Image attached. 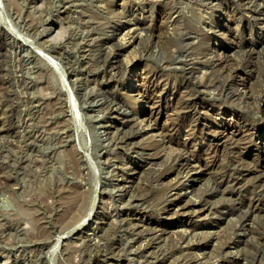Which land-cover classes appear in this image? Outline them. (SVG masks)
<instances>
[{
    "label": "rangeland",
    "instance_id": "374dc122",
    "mask_svg": "<svg viewBox=\"0 0 264 264\" xmlns=\"http://www.w3.org/2000/svg\"><path fill=\"white\" fill-rule=\"evenodd\" d=\"M252 3L0 0V24L20 40L0 38V264H264V175L259 176L264 171V21L250 17L253 10L264 12V0ZM195 46L200 56L213 51L210 55L226 59L219 77L231 79L230 88L245 95L230 98L223 91L222 97L208 99L216 91L210 86L201 98H190L178 81V67L196 66L194 75L203 79L211 74L208 65L190 59ZM116 58H129L123 74L109 62ZM244 103L258 110V118L242 110ZM124 110L137 114L122 124ZM140 120L155 126L150 132H159L156 140L150 132L126 139ZM141 146L166 154L159 159L164 162L144 163L136 152ZM185 150L192 155L189 167L175 166L161 176L152 172L158 163L168 168L181 162L176 155ZM231 155L251 170L247 177L231 175L240 182H227L219 189L224 195L213 193L214 173ZM207 158L213 162L197 180L182 176ZM252 178L257 180L253 189L247 183ZM179 181L185 187L179 202L197 198L187 210L178 211L179 202L166 205L178 196ZM205 186L213 187L210 195ZM70 190L83 193L78 221L60 207V194ZM253 191L261 194L256 193L258 199ZM240 194L243 199L234 206Z\"/></svg>",
    "mask_w": 264,
    "mask_h": 264
},
{
    "label": "bare ground",
    "instance_id": "6f19581e",
    "mask_svg": "<svg viewBox=\"0 0 264 264\" xmlns=\"http://www.w3.org/2000/svg\"><path fill=\"white\" fill-rule=\"evenodd\" d=\"M200 1V0H199ZM207 1V0H206ZM236 1V0H235ZM253 1H255V0H237V4L239 5V4H242L243 6H244V3L245 2H247V4L248 5H250V3H252ZM257 1V0H256ZM262 1V0H261ZM197 3H199V2H197ZM202 3H203V1H202ZM208 3V2H207ZM213 3V2H212ZM260 3V2H259ZM214 4V3H213ZM253 4V3H252ZM261 4V3H260ZM208 5V4H207ZM241 5V6H242ZM233 6V5H232ZM246 7H248L247 5H246ZM249 8H250V6H249ZM261 9V8H260ZM253 10V9H252ZM258 10V9H257ZM257 10H253V11H251L250 12V17H251V19H255V18H258V19H260L261 21H264V12L263 13H260V12H258ZM241 11V10H240ZM246 11H248V10H246ZM238 12V11H237ZM248 13V12H247ZM246 13V14H247ZM249 16V15H248ZM177 19H180V18H177ZM176 19V20H177ZM208 21V20H207ZM251 21V20H250ZM255 21V20H254ZM177 22V21H176ZM210 22V21H209ZM253 22V21H252ZM259 22V21H258ZM256 23V22H255ZM262 24V23H261ZM117 25V24H116ZM259 25V24H258ZM262 28V27H261ZM132 31V30H131ZM135 33V32H134ZM137 33V32H136ZM135 33V34H136ZM191 33V32H190ZM198 33V32H197ZM125 34H127V33H125ZM138 35V34H137ZM192 35V34H191ZM194 35V34H193ZM192 35V36H193ZM196 35V34H195ZM132 38H136L135 37V35L132 33L131 35H130ZM13 38L12 40H16V41H20L19 40V38H15L14 37V35L12 36L11 34H10V32H8L7 31V29H5V27H3L1 24H0V38H6V40H7V38ZM140 37V36H139ZM208 37V36H207ZM8 38V39H9ZM166 38V37H165ZM192 38V37H191ZM210 38V37H209ZM225 38V37H224ZM131 39V38H130ZM164 39V38H163ZM180 39V38H179ZM185 39V38H184ZM194 39H196V38H194ZM5 40V41H6ZM133 40V39H132ZM132 40H129V41H132ZM160 40V39H159ZM167 40V39H166ZM182 40V39H181ZM180 40V41H181ZM191 40V39H190ZM261 40L263 41L264 40V36H263V38H261ZM158 41V40H157ZM160 41H163L162 40V38H161V40ZM210 41V40H209ZM120 42V41H119ZM122 42V41H121ZM120 42V43H121ZM159 42V41H158ZM187 42V41H186ZM191 42V41H190ZM207 42V41H206ZM118 43V42H117ZM119 43V44H120ZM140 43H141V41H139V45H140ZM157 43V42H156ZM165 43V42H164ZM184 43V42H183ZM187 43H189V42H187ZM204 43H205V41H204ZM138 44V43H137ZM162 44H163V42H162ZM182 44V43H181ZM190 44V43H189ZM229 45V44H228ZM117 46H118V44H117ZM120 46V45H119ZM138 46V45H137ZM149 46H151V45H149ZM188 46V45H187ZM208 46V45H207ZM140 47V46H139ZM117 48V47H116ZM138 48V47H137ZM148 48V47H147ZM161 48H164V46L163 47H161ZM179 48V47H178ZM177 48V49H178ZM176 49V50H177ZM162 50V49H161ZM250 50H252V49H250ZM254 50H256L255 48L253 49V53H254ZM114 51H116V50H114ZM178 51H180V50H178ZM183 51V50H182ZM262 51H264L263 49H262ZM147 52H148V49H147ZM177 52V51H176ZM202 52H204V50L202 51ZM206 52V51H205ZM215 52V51H214ZM219 52V51H218ZM245 52V51H244ZM256 52V51H255ZM258 52V51H257ZM113 52H111V54H112ZM153 53H154V51H153ZM210 53H213V51H209L208 52V54L207 55H202V56H200V52H199V50H197V47L195 46V51L193 52H191V54H190V59H192V60H194L195 62L196 61H199V62H201V64L203 63V64H205V65H208L209 67L208 68H210L211 70V74L210 75H208L206 78H199V76L198 75H194V73H195V69H196V66H188V67H184V66H177L178 67V69L177 70H179L180 71V79H178V81L181 83V84H183L184 85V87L186 86V90H184V91H186V94L188 95V96H190V98L192 97V98H201L200 97V94L201 93H203L204 92V88L206 89V87H210V86H212V87H214V89H216V91H215V93H214V91H213V93H211V94H209V98L208 97H206V98H208V99H212V98H215V97H222L221 95L223 94V91H227V95L229 94V97L231 98L232 96H236V97H238V98H240L241 97V95H243L244 93V91L242 92L241 90H239L238 88H236V87H232V88H230L232 85H231V79H228L227 77H224V79H221L220 77H219V74H222V73H220V69H222V68H225L224 67V64L223 63H226L225 62V60H224V62L222 61V59L223 58H221L220 60H219V58H216L215 57V55L216 54H213V55H210ZM217 53V52H216ZM246 53V52H245ZM35 54L37 55V53L35 52ZM150 54H152V53H150ZM172 54V53H171ZM222 54V53H221ZM242 54V53H241ZM244 54V53H243ZM242 54V55H243ZM261 54V53H260ZM263 54V53H262ZM113 55V54H112ZM173 55V54H172ZM179 55H180V53H179ZM178 55V56H179ZM185 55V54H184ZM257 55V54H256ZM259 55V54H258ZM257 55V56H258ZM37 56H39V55H37ZM177 56V57H178ZM182 56V55H181ZM218 56V55H217ZM224 55H222V57H223ZM245 56V55H244ZM251 56V55H250ZM113 57H117V55H113ZM173 57V56H172ZM220 57V56H219ZM180 58V57H179ZM182 58V57H181ZM183 58H184V56H183ZM186 58V57H185ZM184 58V59H185ZM120 59H122V58H120ZM119 58H116L115 60L113 59L112 61L110 60L109 62L113 65V67H115V68H117V71H121V73L123 74V72L124 71H126V69H127V65H125L123 62H127L128 60H129V58L128 59H126L125 58V60H127V61H124V59L123 60H120ZM175 59V58H174ZM178 59V58H177ZM189 59V58H188ZM235 59H237V58H235ZM242 59V58H241ZM257 59V58H256ZM167 60V59H166ZM173 60V59H172ZM187 60V59H186ZM104 61H106V58L104 59ZM170 61V60H169ZM174 61V60H173ZM181 61V60H180ZM239 61V60H238ZM242 61H243V59H242ZM256 61V60H255ZM73 62V61H72ZM187 62H189V61H187ZM186 62V63H187ZM191 62V61H190ZM229 62V61H228ZM231 62V61H230ZM234 62V61H233ZM106 63V62H105ZM128 63H130V62H128ZM197 63V62H196ZM239 63V62H238ZM254 63V62H253ZM252 63V64H253ZM260 63H261V61H260ZM127 64V63H126ZM172 64H174L173 62H172ZM176 64V63H175ZM178 64V63H177ZM185 64V63H184ZM194 64V63H193ZM200 64V63H199ZM232 64V63H231ZM245 64H246V66H249L250 65V63L248 62V63H246L245 62ZM251 64V65H252ZM257 64V63H256ZM166 65V64H165ZM168 65V64H167ZM167 65H166V67H167ZM183 65V64H182ZM220 65H223L222 66V68H221V66ZM239 65H241V64H239ZM255 65V64H254ZM74 66V65H73ZM169 66V65H168ZM174 66V65H173ZM173 66H169V67H172L173 68ZM202 66V65H201ZM227 66V65H226ZM229 66H232V65H230L229 64ZM234 66V65H233ZM242 66V65H241ZM260 66V65H259ZM175 67H176V65H175ZM200 67V66H199ZM228 67V66H227ZM235 67V66H234ZM243 67V66H242ZM244 67H245V65H244ZM207 68V69H208ZM232 68V67H231ZM168 69H170V68H168ZM198 69V68H197ZM200 69H202V68H200ZM229 69V68H228ZM227 69V70H228ZM236 69V71H239V70H237L238 68H235ZM116 70V69H115ZM226 70V71H227ZM230 70V69H229ZM245 70V69H244ZM112 71V70H111ZM171 71H173V70H171ZM176 71V70H175ZM231 71V70H230ZM235 71V70H234ZM235 71V72H236ZM115 72V71H114ZM215 72L218 74H215ZM229 72V71H228ZM227 72V73H228ZM263 72V71H262ZM118 73H120V72H118ZM120 73V74H121ZM224 73V72H223ZM112 74H113V72H112ZM116 74V73H115ZM233 74H235V73H233ZM260 74H261V72H260ZM136 75V74H135ZM134 75V76H135ZM237 75V74H236ZM147 76V75H146ZM149 76V75H148ZM186 76V77H185ZM221 76V75H220ZM223 76V75H222ZM231 76V75H230ZM239 77V76H238ZM74 78V77H73ZM79 78V77H78ZM225 78H227V80H225ZM232 78V77H231ZM203 79V80H202ZM220 79V80H219ZM263 79V78H262ZM233 80V79H232ZM264 80V79H263ZM175 81V80H174ZM225 81H227V82H225ZM172 82V81H171ZM262 82V81H261ZM146 83V82H145ZM179 83V84H180ZM264 83V82H263ZM245 84V83H244ZM247 84V83H246ZM126 85H127V83H126ZM129 85V84H128ZM175 85V84H174ZM59 86H60V84H59ZM241 86V85H240ZM246 86V85H245ZM249 87V86H248ZM60 88H62V87H60ZM64 91H65V89H63ZM209 90V89H208ZM243 90V89H242ZM260 90H263V89H260ZM61 91V90H60ZM62 92V91H61ZM212 92V91H211ZM245 92H247V91H245ZM147 93V92H146ZM206 93V92H205ZM182 94V93H181ZM208 94V93H207ZM225 94V95H226ZM255 94V93H254ZM258 94V93H257ZM245 95V94H244ZM250 95H252V94H250ZM137 96H138V94H137ZM135 97V96H133L134 97V99H139V97ZM139 96H142V97H145V93H141ZM194 96V97H193ZM224 96V95H223ZM259 96V95H258ZM261 96V95H260ZM115 97V96H114ZM132 97V98H133ZM180 97L182 98V96L180 95ZM249 97V96H248ZM257 97V96H256ZM189 98V97H188ZM217 98V99H218ZM253 98H254V95H253ZM258 98V97H257ZM263 98V97H262ZM261 98V99H262ZM60 99V98H59ZM149 99V98H148ZM183 99V98H182ZM227 99V98H226ZM180 100V99H179ZM222 100V99H221ZM228 100H229V98H228ZM242 100V99H241ZM245 100V99H244ZM256 100V99H255ZM115 101V100H114ZM113 101V102H114ZM188 101V100H187ZM225 101V100H224ZM237 101V100H236ZM246 101V100H245ZM64 102H65V106L67 107V109H64V110H70L69 109V105H67V103H66V101H65V99H64ZM125 102V101H124ZM124 102H122V106H124L125 104H124ZM179 102V101H178ZM182 102V101H181ZM217 102V101H216ZM231 102V101H230ZM248 102H249V100H248ZM260 102H262V101H260ZM237 103H238V101H237ZM247 103V102H246ZM120 104V103H119ZM187 104V103H186ZM189 104V103H188ZM223 104V103H222ZM229 104V103H228ZM257 104H259V103H257ZM116 105V104H115ZM114 105V106H115ZM117 105H118V102H117ZM191 105H193V104H191ZM119 106V105H118ZM117 106V107H118ZM133 106V105H132ZM179 106V105H178ZM184 106H187V105H184ZM261 106V105H260ZM194 107H196V106H194ZM234 107V106H233ZM263 107V106H262ZM262 107H261V109H262ZM125 108V107H124ZM180 108H182L181 106H180ZM184 108H186V107H184ZM260 108V107H259ZM178 109H179V107H178ZM187 109V108H186ZM196 109H198V108H196ZM241 109V108H240ZM121 110V109H120ZM123 110V109H122ZM180 110V109H179ZM185 110V109H184ZM184 110H180V111H184ZM242 110H244L245 112H247V113H249V115L251 114V116L254 118V117H257L258 118V115H257V112H258V110H256L255 108H252L251 106H249V105H246L245 103H244V105L242 106ZM260 110V109H259ZM186 111V110H185ZM201 112V111H200ZM203 112V111H202ZM122 113V112H121ZM123 115L120 117L121 119H119L120 121H121V123L122 124H125V123H128L130 120H133L134 119V116H136L135 114H137V112L135 113H129V112H127V111H123V113H122ZM243 114V113H242ZM258 114H259V112H258ZM179 115V114H178ZM241 115V114H240ZM201 116V115H200ZM244 116H246V115H244ZM260 116V115H259ZM248 117V116H247ZM261 117V116H260ZM252 118V119H253ZM256 118V119H257ZM263 118V117H262ZM261 118V119H262ZM136 119H138V118H136ZM178 119V118H177ZM195 119V118H194ZM227 119V118H226ZM118 120V121H119ZM193 120V119H192ZM232 120V119H231ZM196 121V120H195ZM194 121V122H195ZM235 121V120H234ZM237 121V120H236ZM245 121V120H244ZM254 121V120H253ZM117 122V121H116ZM138 122V121H137ZM176 122V121H175ZM190 122H192V121H190ZM248 122V121H247ZM183 123V122H182ZM250 123H253V122H251L250 121ZM194 124V123H193ZM196 124V123H195ZM208 124V123H207ZM245 124V123H244ZM121 125V124H120ZM238 125V124H237ZM123 127V126H122ZM130 127V126H129ZM154 125H152L151 123H144L142 120H140L136 125H135V127L133 126V127H131V130H130V135L128 134V136H126L125 135V137H126V139H131V138H133L134 137V133H138V134H143V135H145V133H149L152 129H154ZM176 127V126H175ZM174 127V128H175ZM250 127H251V125H250ZM249 127V128H250ZM118 128V127H117ZM128 128V127H127ZM244 128V127H243ZM119 130H120V128H118ZM122 129V128H121ZM190 129H192V128H190ZM128 130V129H127ZM193 130V129H192ZM246 130V129H245ZM219 131V130H218ZM238 131V130H237ZM114 132V131H113ZM119 132V131H118ZM125 132H127V131H125ZM206 132H208V131H206ZM213 132V131H212ZM248 132V131H247ZM128 133V132H127ZM147 133V134H148ZM191 133V132H190ZM215 133V132H214ZM255 134H256V132H254ZM118 134H120V133H118ZM159 134V132L158 131H155V132H150V136L152 137V139H151V141L152 140H156L157 138V135ZM213 134V133H212ZM218 134V133H217ZM258 134V133H257ZM164 135V134H163ZM224 135V134H223ZM227 135V134H226ZM235 135V134H234ZM115 136V135H114ZM119 136V135H118ZM162 136V135H161ZM160 136V137H161ZM215 136V135H214ZM225 136V135H224ZM253 136V135H252ZM148 138H149V136H147ZM146 137V138H147ZM150 137V138H151ZM163 137V136H162ZM165 137V136H164ZM122 138H124V136L122 137ZM238 139H239V137H237ZM165 139V138H164ZM227 139V138H226ZM225 139V140H226ZM242 139V138H241ZM118 139H116V141H117ZM133 140V139H132ZM150 139H148L147 141H149ZM231 140V139H230ZM240 140V139H239ZM245 140H247V139H245ZM120 141H122V140H120ZM129 141V140H128ZM163 141V140H162ZM161 141V143H163ZM224 141V140H223ZM244 141V140H243ZM248 141V140H247ZM137 142V141H136ZM150 142V141H149ZM164 142H166L165 140H164ZM215 142V141H214ZM249 142H250V140H249ZM248 142V143H249ZM127 143V142H126ZM131 143V142H130ZM160 143V142H159ZM211 143V142H210ZM224 143V142H223ZM164 144V143H163ZM224 144H226V143H224ZM130 145V144H129ZM147 145H148V143H147ZM125 146V145H124ZM131 146H132V144H131ZM134 146V145H133ZM149 146V145H148ZM225 146V145H224ZM231 146V145H230ZM233 146V145H232ZM241 146V145H240ZM142 147V146H141ZM149 147H151V146H149ZM227 147V146H226ZM228 147H229V145H228ZM227 147V148H228ZM148 148V147H147ZM154 148V147H153ZM226 148V149H227ZM159 149H162V147L161 148H159ZM179 149V148H178ZM185 149V148H184ZM241 149V148H240ZM133 150V149H132ZM157 150V149H156ZM176 151H179V150H177V149H175ZM180 150H182V149H180ZM188 150V149H187ZM236 150V149H235ZM134 151V150H133ZM153 151V150H152ZM158 151V150H157ZM160 151V153H161V150H159ZM184 151V150H183ZM190 151V150H189ZM214 151V150H213ZM227 151V150H226ZM136 152H138L137 153V157L138 158H140L142 161H144V163L145 162H148V163H157V162H164V161H160L159 159L160 158H162V155L164 154V153H161V154H159V153H150V151L148 152V151H146L145 150V148H140V150H138V151H136ZM163 152V151H162ZM186 152H188V151H186L185 150V152L184 153H180V152H178L177 153V155H176V158H177V160H180L181 162H177L176 161V163H174V164H176V165H172V166H169V165H167L168 166V168L166 167V168H163L162 166H161V168H159V163H158V167L156 166V167H153V169H152V172L154 171V172H156L155 174H157V175H165V174H167L168 173V171H172L174 168H176L175 166H178V167H183L185 164H186V167L188 166V162H187V160H189L188 159V156L189 155H191V151L189 152V153H187L186 154ZM194 152V151H193ZM196 152V151H195ZM172 153V152H171ZM176 153V152H175ZM175 153H173V156H174V154ZM167 154H169V153H167ZM223 154H225L224 152H223ZM234 154V153H233ZM164 155H166V154H164ZM201 155V154H200ZM215 155H216V153H215ZM230 155V154H229ZM234 155H237V154H234ZM234 155H231L230 157H229V159L228 160H226V163H224L223 162V164L221 165V167L219 168V170L218 171H215V173H214V176H213V180H214V183H215V186H216V188L213 190V193H215L216 191H218L221 187H225V185H226V183L227 182H229V181H231L232 179L234 180V183H238L239 184V182H240V180L238 181L237 179H238V177L236 178H234L233 176H231V175H239V176H246V174H248L247 172L248 171H250L251 170V168L250 167H245L239 160L240 159H238L237 158V156L235 157ZM240 155V154H239ZM167 156V155H166ZM164 157V156H163ZM170 157V156H169ZM213 157H214V155H213ZM212 157V158H213ZM227 157V156H226ZM167 158V157H166ZM191 158H192V155H191ZM194 158V157H193ZM203 158V157H202ZM206 158V157H205ZM219 159V158H218ZM217 159V160H218ZM158 160V161H157ZM186 160V161H185ZM194 160H195V158H194ZM201 160V159H200ZM205 161H203L204 163H197V164H194V165H196L195 167H190L188 170H184L185 172H186V174H183L182 176H186V178L188 179V180H197L198 178H199V176L197 175L200 171H204L205 169H207L208 168V165H210L213 161H212V159H204ZM183 161V162H182ZM197 161V160H196ZM143 163V162H142ZM216 163V162H215ZM228 163V164H227ZM149 164V165H150ZM192 164V163H191ZM190 164V165H191ZM201 164H203L204 165V167L202 168L201 167ZM148 165V164H147ZM171 165V164H170ZM248 166V165H247ZM127 167V166H126ZM137 167V166H136ZM185 167V168H186ZM189 167V166H188ZM152 168V167H151ZM202 168V169H201ZM217 168V169H218ZM165 169H167V170H165ZM208 170V169H207ZM214 170V169H213ZM255 170V169H254ZM135 171V170H134ZM263 171V170H262ZM132 172V171H131ZM179 172V171H178ZM260 172V171H259ZM146 173V172H145ZM142 174V173H141ZM260 175H264V171H263V173H261V174H259V176ZM175 176H177V175H175ZM210 177V176H209ZM241 177V178H242ZM247 177V176H246ZM257 177H258V175H257ZM177 178V177H176ZM175 178V179H176ZM185 178V177H184ZM249 178V177H248ZM212 179V178H211ZM246 179V178H245ZM260 180V179H259ZM210 181V180H209ZM212 181V180H211ZM211 181H210V183H211ZM250 181V185L249 186H251V189H253L252 187H254V186H256L257 185V180L256 179H254V178H252L251 180H248L247 181V183ZM242 182V181H241ZM207 183V182H206ZM212 183H213V181H212ZM233 183V182H232ZM245 183H246V181H245ZM245 183H243V184H245ZM204 184V183H203ZM209 184V183H208ZM206 185V184H205ZM229 187H230V185H229V183L227 184ZM234 185V184H233ZM242 185V184H241ZM262 185V184H261ZM260 185V186H261ZM130 186V190H131V187H132V184H130L129 185ZM212 186H213V184H212ZM259 186V187H260ZM134 187V186H133ZM132 187V188H133ZM207 187V188H206ZM243 187H244V185H243ZM75 188V187H74ZM129 188V187H128ZM128 188H125V189H128ZM142 188V187H141ZM174 188H176V189H178L179 191H178V196H175V197H172V198H169V200L167 201L168 203L166 204L167 206H168V208L170 207H172L174 204H176L177 202H179V200L181 199V195H182V190L185 188V187H183V183L181 182V181H179V182H176L175 183V185H174ZM198 188V187H197ZM202 188V187H201ZM236 188V187H235ZM234 188V189H235ZM242 188V187H241ZM249 188V187H248ZM263 188V187H262ZM139 189V188H138ZM210 189H213V187H209L208 188V186H205V191H206V193L207 194H211L212 192H210L209 190ZM233 188H232V190H234ZM243 189V188H242ZM251 189H249V191L251 190ZM261 188H259V190H260ZM67 190H69V189H67ZM203 190V189H202ZM227 190V189H226ZM254 190H257V189H254ZM197 192L199 191H201V190H196ZM237 191H238V189H237ZM242 191V190H241ZM246 191H247V189H246ZM196 192V193H197ZM198 192V193H199ZM203 192V191H202ZM219 192H220V190H219ZM243 192V191H242ZM251 192V191H250ZM260 192V191H259ZM262 192H263V190H262ZM141 193V192H140ZM139 193V194H140ZM225 193V192H224ZM224 193L222 194L221 192L219 193V194H222V195H224ZM257 193V192H256ZM256 193H254V191H253V196H255L256 197V195L258 194H256ZM264 193V192H263ZM205 194V193H204ZM218 194V195H219ZM229 194V193H228ZM61 195V202H60V207H61V210H62V213H63V215H65V216H69L70 218H74L75 219V221H78L79 219H80V215H81V210H82V206H83V204H84V197H83V193H81V192H78L77 190H70V191H65L64 193H62V194H60ZM133 195V194H132ZM142 195V194H141ZM171 195V194H170ZM196 195V197H197V195L198 194H195ZM222 195H220V196H222ZM241 196L239 197V198H237V201L236 202H232L233 203V205L235 206V205H238L237 207H239V204L241 203V201H242V197L244 196L243 194H240ZM249 195V194H248ZM260 193L257 195V196H259L260 197ZM114 196V195H113ZM128 196V195H127ZM207 196V195H206ZM213 196H214V194H213ZM234 196V195H233ZM137 197V196H136ZM170 197V196H169ZM198 197H200V196H198ZM224 197V196H223ZM222 197V198H223ZM226 197V196H225ZM231 197H232V194H231ZM262 197V196H261ZM192 198V197H191ZM202 198V197H201ZM205 198V197H204ZM207 198V197H206ZM209 198V197H208ZM214 198H215V196H214ZM257 198V197H256ZM132 199V198H131ZM203 199V198H202ZM210 199V198H209ZM228 199V198H227ZM247 199V198H246ZM258 199V198H257ZM262 198H260V200H261ZM135 200V199H134ZM196 200H197V198H196ZM196 200H195V198L194 199H189L188 201H187V199H186V201H184L183 203L182 202H179L178 203V205H179V210L178 211H180V210H183V209H188V207H190L191 205H197L198 204V202H196ZM199 200H201L200 198H199ZM214 200V199H213ZM234 200H235V197H234ZM233 200V201H234ZM251 200V199H250ZM56 201V200H55ZM203 201V200H202ZM215 201V200H214ZM224 201V200H223ZM141 202H142V200H141ZM209 202V201H208ZM166 203V202H165ZM220 203V202H219ZM87 204H88V202H87ZM135 204V203H134ZM204 204V203H203ZM227 204V203H226ZM230 204V203H229ZM228 204V205H229ZM207 205V204H206ZM209 205H211V204H209ZM219 205V204H218ZM223 205H224V203H223ZM243 205V204H242ZM264 205V204H263ZM88 206V205H87ZM203 206V205H202ZM232 206V205H231ZM241 206V205H240ZM248 206V205H247ZM254 206V205H253ZM261 206V205H260ZM204 207V206H203ZM215 207V206H214ZM230 207V206H229ZM86 208H88V207H86ZM197 208H199V207H197ZM212 208V207H211ZM236 208V207H235ZM243 208H244V206H243ZM242 208V209H243ZM246 208H248V207H246ZM246 208H245V210H246ZM259 208V207H258ZM167 209V208H166ZM186 209V210H187ZM192 209H194V208H192ZM201 209H202V207H201ZM210 209V208H209ZM208 209V210H209ZM220 209V208H219ZM224 209V208H223ZM228 209V208H227ZM226 209V210H227ZM241 209V208H240ZM239 209V210H240ZM90 210V209H89ZM195 210V209H194ZM212 210V209H211ZM210 210V211H211ZM225 210V209H224ZM232 210V209H231ZM244 210V211H245ZM78 211H79V213H78ZM83 211V210H82ZM85 211L87 212V210L85 209ZM213 211V210H212ZM215 211H217V210H215ZM229 211H230V209H229ZM248 211H249V209H248ZM247 211V212H248ZM174 212V211H173ZM185 212V211H184ZM183 212V213H184ZM190 212V211H189ZM228 212V211H227ZM214 213V212H213ZM216 213V212H215ZM182 214V213H181ZM191 214V213H190ZM197 214V213H196ZM218 214V213H217ZM222 214V213H221ZM232 214V213H231ZM245 214V213H244ZM249 214V213H248ZM173 215V214H172ZM199 215V214H198ZM225 215V214H224ZM229 215V214H228ZM236 215H237V213H236ZM255 215V214H254ZM82 216V215H81ZM169 216V215H168ZM197 216V215H196ZM218 216V215H217ZM223 216V215H222ZM247 216V215H246ZM245 216V217H246ZM101 217V216H100ZM237 217V216H236ZM245 217H244V215L242 216V218H241V221L242 222H244V220H245ZM250 217V216H249ZM102 218V217H101ZM214 218V217H213ZM212 218V219H213ZM224 218V217H223ZM56 219V218H55ZM66 219V218H65ZM97 220V219H96ZM102 220V219H101ZM104 220V219H103ZM74 221V222H75ZM98 221H99V219H98ZM250 221V220H249ZM74 222L73 223H71L70 225H68V226H71V225H73L74 224ZM251 222V221H250ZM58 223V222H57ZM83 223V222H82ZM98 223V222H97ZM100 223H101V221H100ZM252 223V222H251ZM253 223H254V221H253ZM81 224V223H80ZM138 224V223H137ZM136 224V225H137ZM141 224V223H140ZM238 224V223H237ZM246 224V223H245ZM249 224V223H248ZM146 225V224H145ZM247 225V224H246ZM67 226V227H68ZM99 226H100V224H99ZM250 226V225H249ZM72 227V226H71ZM239 227H241V226H239ZM106 228V227H105ZM115 228V227H114ZM153 228V227H152ZM151 228V229H152ZM156 228V227H155ZM238 228V227H237ZM248 228H250V227H248ZM60 229V228H59ZM68 229V228H67ZM111 229V228H110ZM161 229V228H160ZM256 229V228H255ZM264 229V228H263ZM64 230V229H63ZM63 230L60 232V233H62L63 232ZM108 230V229H107ZM135 230H137V229H135ZM143 230V229H142ZM146 230V229H145ZM163 230V229H162ZM247 230V229H246ZM246 230H244V231H246ZM251 230V229H250ZM252 230H254V228L252 229ZM149 231V230H148ZM155 231V230H154ZM225 231V230H224ZM257 231V230H256ZM68 232V231H67ZM107 232V231H106ZM110 232V231H109ZM139 232H140V229H139ZM252 232V231H251ZM144 233V232H143ZM147 233V232H146ZM215 233V232H214ZM256 233V232H255ZM259 233V232H258ZM99 234V233H98ZM184 234V233H183ZM182 234V235H183ZM194 234H195V232H194ZM207 234H209V233H207ZM103 235V234H102ZM137 235V234H136ZM148 235V234H147ZM213 235V234H212ZM226 235V234H225ZM42 236V235H41ZM149 237H150V234L148 235ZM153 236H154V233H153ZM152 236V237H153ZM179 236V235H178ZM210 236V235H209ZM209 236H207V237H209ZM108 237V236H107ZM151 237V238H152ZM157 237V236H156ZM155 237V238H156ZM162 237V236H161ZM220 237V236H219ZM31 238V237H30ZM29 238V239H30ZM36 238V237H35ZM39 238V237H38ZM92 238V237H91ZM120 238V237H119ZM148 238V237H147ZM154 238V239H155ZM180 238V237H179ZM182 238V237H181ZM227 238H228V236L226 237V240H227ZM44 239V238H43ZM101 239H102V237H101ZM104 239V238H103ZM106 239V238H105ZM115 239V238H114ZM158 239H160V238H158ZM208 239V238H207ZM232 239V238H231ZM38 239H36V241H37ZM65 240V239H64ZM107 240V239H106ZM122 240V239H121ZM206 240V239H205ZM219 240H220V238H219ZM151 241H153L152 239H151ZM180 241V240H179ZM230 241V240H229ZM44 242V241H43ZM148 242V241H147ZM186 242V241H185ZM260 242H262L263 243V241H260ZM158 243V242H157ZM181 243V242H180ZM102 244V243H101ZM178 244H179V242H178ZM264 244V243H263ZM62 245V244H61ZM157 245V244H156ZM97 246V245H96ZM100 246V245H99ZM109 246V245H108ZM120 246V245H119ZM123 246V245H122ZM182 246H185V245H182ZM187 246V245H186ZM189 246V245H188ZM194 246V245H193ZM264 246V245H263ZM101 247H103V246H101ZM113 248V247H112ZM187 248V247H186ZM192 248V247H191ZM110 249V248H109ZM125 249V248H124ZM219 249H220V247H219ZM261 249V248H260ZM105 250H106V248H105ZM112 250V249H111ZM110 250V251H111ZM117 250V249H116ZM128 250V249H127ZM181 250V249H180ZM222 250V249H221ZM259 250V249H258ZM124 251V250H123ZM159 251V250H158ZM161 251V250H160ZM182 251V250H181ZM42 252V251H41ZM103 252V251H102ZM119 252V251H118ZM256 252H258V251H256ZM255 252V253H256ZM120 253V252H119ZM222 253L223 252H221V254H218V256L219 255H221L222 256ZM43 254V253H42ZM114 254V253H113ZM145 254H147V253H145ZM148 254H149V252H148ZM158 254V253H157ZM216 254V255H217ZM253 254V253H252ZM258 254V253H257ZM44 255H46V254H44ZM110 255V254H109ZM118 255V254H117ZM150 255V254H149ZM215 255V254H214ZM245 255H247V254H245ZM254 255V254H253ZM262 255H264L263 254V252H262ZM106 256H108V255H106ZM116 256V255H115ZM127 256V255H126ZM151 256V255H150ZM157 256V255H156ZM239 256H241V255H239ZM255 256V255H254ZM148 257V256H147ZM214 257V256H213ZM249 257H250V255H249ZM259 257V256H258ZM261 257V256H260ZM102 258H104V257H102ZM158 258V257H157ZM219 258V257H218ZM223 258V257H222ZM232 258V257H231ZM230 258V259H231ZM234 258V257H233ZM245 258H247V257H245ZM244 258V259H245ZM264 258V257H263ZM145 259V258H144ZM151 259V258H150ZM152 259H155V261L157 260L156 258H152ZM152 259L150 260V261H152ZM162 259H164V257L162 258ZM161 259V260H162ZM182 259V258H181ZM184 259V258H183ZM214 259H215V257H214ZM217 259V258H216ZM226 259V258H225ZM236 259V258H235ZM244 259H242V261H243V263H244ZM252 259H253V257H252ZM164 260H166V259H164ZM196 260H198V259H196ZM200 260V259H199ZM220 260V259H219ZM249 260V259H248ZM256 260V259H255ZM258 260V259H257ZM154 261V262H155ZM181 261V260H180ZM183 261H185V260H183ZM182 261V262H183ZM211 261V260H210ZM259 261H260V258H259ZM111 262V261H110ZM149 262V261H148ZM197 262V261H196ZM214 262V261H213ZM229 262V261H228ZM233 262V261H232ZM245 262H246V260H245ZM152 263V262H151ZM172 263H173V261H172ZM193 263H195V261L193 262ZM198 263V262H197ZM204 263V262H203ZM220 263H221V261H220ZM254 263H255V261H254ZM261 263H263V262H261ZM109 264V263H108ZM157 264H160V262L158 263V261H157ZM166 264H169V263H166ZM175 264V263H174ZM179 264V263H178ZM182 264V263H181ZM196 264V263H195ZM199 264V263H198ZM208 264V263H207ZM209 264H210V262H209ZM216 264V263H215ZM222 264V263H221ZM242 264V263H241ZM248 264V263H247ZM251 264H253V263H251ZM256 264H258V263H256Z\"/></svg>",
    "mask_w": 264,
    "mask_h": 264
}]
</instances>
